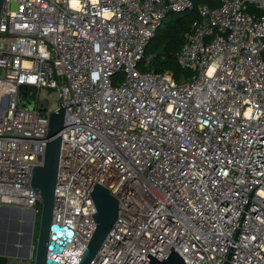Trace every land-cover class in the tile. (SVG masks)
Masks as SVG:
<instances>
[{"label":"built area","instance_id":"obj_1","mask_svg":"<svg viewBox=\"0 0 264 264\" xmlns=\"http://www.w3.org/2000/svg\"><path fill=\"white\" fill-rule=\"evenodd\" d=\"M213 2L184 34L176 61L188 75L176 82L139 65L193 0L3 1L0 207L37 206L49 115L80 103L61 131L55 264L80 262L95 183L118 217L91 264H148L171 247L186 264H264V0ZM20 86L56 90L58 106L42 114L26 96L35 107H21Z\"/></svg>","mask_w":264,"mask_h":264},{"label":"water","instance_id":"obj_2","mask_svg":"<svg viewBox=\"0 0 264 264\" xmlns=\"http://www.w3.org/2000/svg\"><path fill=\"white\" fill-rule=\"evenodd\" d=\"M3 1L4 0H0V13ZM262 56L264 58V53ZM26 94L27 88L26 86H22L18 94L20 106L33 110L35 102L29 100ZM75 105H80V103L63 105L59 102L58 109L50 113L42 165L37 167L33 166L31 187L39 197L37 205L41 206L39 234L37 243L33 247V264H55V261L49 257L48 252H60L59 244H56V240L64 236L63 231L65 230L57 224L52 223V215L60 156L61 131L64 128L65 108ZM38 111L45 114L47 111L46 100L38 105ZM90 196L96 210L95 214H92L95 222V230L78 264H91L103 241L115 225L118 217V200L106 187L95 183L91 189ZM14 208L15 207L3 206L0 207V211L4 209L15 210ZM20 212L22 214V219L26 221V224L29 226L32 222V217L30 216L32 210H20ZM24 233L23 231L22 234ZM30 234H32V231H30ZM22 244L23 248L20 249L18 253L0 250V264H12L15 260L27 259V249H25V243L23 242ZM29 244L30 242L28 245ZM14 250L17 249L14 248ZM147 257L150 259L148 264H186L172 247L161 261L156 260L149 254Z\"/></svg>","mask_w":264,"mask_h":264},{"label":"trees","instance_id":"obj_3","mask_svg":"<svg viewBox=\"0 0 264 264\" xmlns=\"http://www.w3.org/2000/svg\"><path fill=\"white\" fill-rule=\"evenodd\" d=\"M203 4L209 7L216 5L213 0H193L192 10L167 15L166 20L145 50L144 59L139 65L141 71L169 72L172 73L176 82L188 75V72L179 67L176 54L184 42V34L189 31L192 23L199 19L198 7Z\"/></svg>","mask_w":264,"mask_h":264},{"label":"rangeland","instance_id":"obj_4","mask_svg":"<svg viewBox=\"0 0 264 264\" xmlns=\"http://www.w3.org/2000/svg\"><path fill=\"white\" fill-rule=\"evenodd\" d=\"M166 18L164 19V21L166 20ZM164 21L162 22V24L164 23ZM139 70L141 71V68H139ZM118 78L120 82L123 79V75L120 74ZM119 82L116 81L114 84L116 85ZM21 87L22 86H20V88ZM20 88H19V91H20ZM27 91L28 92L26 96H29L32 99L37 96L39 98V103L46 100L47 108L50 111H52L58 106L59 101H58V94L56 90L40 88V90L38 91H36L35 89H29V90L27 89ZM14 209L15 210L4 209L0 211V232L3 234L5 233L6 234L5 236H11L12 240L18 241L19 239H21L25 243V249H28L29 242L33 241L35 245L37 243L39 228H40V219H41V206L37 205L34 209H30L32 210L31 215H30L32 217V220H31L32 222L29 224V226L26 224V221L22 219V214L20 210L21 211L23 210L17 207H15ZM18 219H20L21 222L17 221ZM16 230H19L22 232L24 231L25 233L22 234L23 237H18V235L15 233ZM30 231H32V234H30ZM15 251L16 253H18L17 250Z\"/></svg>","mask_w":264,"mask_h":264},{"label":"crops","instance_id":"obj_5","mask_svg":"<svg viewBox=\"0 0 264 264\" xmlns=\"http://www.w3.org/2000/svg\"><path fill=\"white\" fill-rule=\"evenodd\" d=\"M23 211H30V209H22ZM17 221L21 222L20 219H18ZM15 233L18 235V237H22V232L19 231V230H16ZM0 234L4 235L3 233L0 232ZM6 235V234H5ZM8 237H11V236H8ZM23 241L21 239H19L18 241L16 240H13L11 242V246L13 248H16L17 251H19L20 249L23 248ZM34 243L33 241L30 242V244L28 245V249H27V254H28V257L27 259H20V260H15L12 264H33V252H34Z\"/></svg>","mask_w":264,"mask_h":264},{"label":"flooded vegetation","instance_id":"obj_6","mask_svg":"<svg viewBox=\"0 0 264 264\" xmlns=\"http://www.w3.org/2000/svg\"><path fill=\"white\" fill-rule=\"evenodd\" d=\"M12 241L11 237L5 236V234H0V250L16 253L14 248L11 246Z\"/></svg>","mask_w":264,"mask_h":264}]
</instances>
